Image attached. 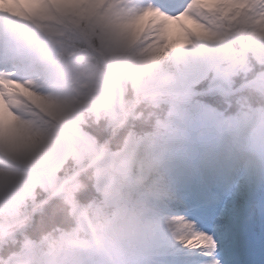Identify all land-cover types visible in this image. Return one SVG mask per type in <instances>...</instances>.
I'll use <instances>...</instances> for the list:
<instances>
[{"label": "snow or ice", "instance_id": "obj_1", "mask_svg": "<svg viewBox=\"0 0 264 264\" xmlns=\"http://www.w3.org/2000/svg\"><path fill=\"white\" fill-rule=\"evenodd\" d=\"M13 2L24 7L0 9V80L52 97L59 83L57 68L90 62L104 68L113 83L109 100L98 108L131 103V96L132 101L144 99L156 109L151 131L129 133L121 147L100 157L98 185L118 209L111 226L122 234V264H186L180 259L182 249L208 257L203 264H220L213 235L174 213L164 189L163 168L186 121L194 115L211 118L224 133L221 125L226 117L211 101L264 81V0H183L168 6L150 0ZM156 11L170 17L164 29L168 44L141 54L140 70L114 67L112 15L138 20ZM230 41L235 45L229 47ZM132 44L121 38L125 54ZM13 111L31 133L29 121L36 117L19 108ZM50 134H30L28 147L39 149ZM230 136L241 137L235 130ZM68 143L88 150L93 142L89 133L77 128ZM260 155L264 158V147ZM6 164L0 161V166ZM193 240L199 244L193 246ZM17 261L16 254L8 258V264Z\"/></svg>", "mask_w": 264, "mask_h": 264}, {"label": "rangeland", "instance_id": "obj_2", "mask_svg": "<svg viewBox=\"0 0 264 264\" xmlns=\"http://www.w3.org/2000/svg\"><path fill=\"white\" fill-rule=\"evenodd\" d=\"M160 1L154 0L161 6L171 5L170 3L160 4ZM174 1L177 5L183 2V0ZM72 2H78V0H72ZM202 2H208V0H202ZM211 2L219 3L220 0H211ZM235 43L236 41H230L228 46L231 47ZM110 96L111 92L102 99H95L92 96L74 100H64L53 96L42 97L15 81L0 80V142L7 143L10 140L13 150L17 151L18 134L29 136L37 132H49L51 134L48 135L45 143L35 150L37 158L41 161L43 173L45 175L54 173L67 159L74 163L72 166H79L84 158L89 157V151L76 143L69 144L70 134L57 123L51 122L48 117L44 118L42 123H37L36 121L39 120L32 110L34 104L48 113L47 115H50L53 120L65 124L74 131L82 128L81 119L84 113L89 118L95 119L100 114L118 115L120 113L118 105L105 104L103 107H97L101 101H108ZM48 102L52 103L51 108ZM241 105L248 110L230 118L224 114L226 119L221 125L224 133L211 118L194 115L191 121H186L178 132L175 146L167 153L163 168L164 189L170 198L169 203L176 205V208H172L174 213L194 221L199 231L213 235L217 241L216 259L220 261V264H225L226 259L227 264L245 263L244 257L236 258L240 250L235 246V243L243 238V230L238 225L244 218L247 217L252 222L253 226L250 228L258 233L264 232V224L261 222L264 218L260 216L258 209L253 215L252 206L254 203L257 208L258 199L264 192V166L262 170L259 168L261 164H264V158H261L260 151L259 159L249 154L255 142L251 137L252 130L258 120H263L260 130L264 135V114H257L252 107H246L243 103ZM17 108L36 117V121H29L32 126L31 133L14 113L13 109ZM256 115L258 120L255 119ZM233 121H238V124H234ZM17 125H19L18 128H16ZM233 130L237 131L241 137L234 139L230 136ZM92 142L95 143L93 139ZM259 146L264 147V140ZM100 157L101 155H97L94 161L99 162ZM222 159L228 167L229 174L225 170L212 173L217 165H222ZM180 167L187 171V177H184V180L176 174V171H180ZM200 169L208 171L209 175L211 171L208 184L198 177L197 173ZM96 177V185L100 190L98 170ZM36 186L59 191L64 190L65 182H49L34 175L32 171L9 164L0 166V211L12 212L23 196L31 194ZM102 193L104 194L103 191ZM203 201H207L206 204H203ZM202 204L207 206L210 212L204 219L190 212ZM96 210L101 225L93 244H88L85 238L80 239L77 244L66 242L61 245L58 254L53 256L54 263L122 264L124 259L121 247L122 234L111 226V221L117 215L118 209L105 197ZM9 221L10 218L6 217L2 222L5 233ZM13 222L18 223L19 217L15 216ZM16 257L17 264H34L36 261L33 252L28 256ZM60 257H62L61 261H59ZM180 259L186 264H203L209 258L202 256L197 250L182 249ZM5 264H8V260Z\"/></svg>", "mask_w": 264, "mask_h": 264}, {"label": "trees", "instance_id": "obj_3", "mask_svg": "<svg viewBox=\"0 0 264 264\" xmlns=\"http://www.w3.org/2000/svg\"><path fill=\"white\" fill-rule=\"evenodd\" d=\"M128 100L131 103L118 105L120 113L116 116L100 114L95 119L89 118L85 113L82 115V128L95 143L88 149L89 157L84 158L79 166H72L74 163L67 159L57 171L45 175L36 151L28 147L30 135L18 134L17 151L13 150L10 140L7 143L0 142L2 161L32 171L34 175L49 182H65L63 193L36 186L31 194L23 196L12 212L0 211V264H5L11 254L28 256L31 252L36 256L34 264H57L54 263L53 256L58 254L62 244H77L82 238L88 244H93L101 225L96 209L105 198L96 185V171L100 161H94L95 157L108 149L116 150L121 147L131 132L151 131L155 123L156 109L149 101H132L131 96ZM211 103L228 116L239 114L242 110L241 103L264 112V81H257L235 93L217 96ZM48 104L51 108L52 103ZM53 121L69 134L72 133L65 124ZM18 127L19 125L16 128ZM15 216L19 217L18 223L13 222ZM6 217L10 221L5 233L2 222ZM61 259L62 257L59 261Z\"/></svg>", "mask_w": 264, "mask_h": 264}, {"label": "clouds", "instance_id": "obj_4", "mask_svg": "<svg viewBox=\"0 0 264 264\" xmlns=\"http://www.w3.org/2000/svg\"><path fill=\"white\" fill-rule=\"evenodd\" d=\"M154 2V0H150ZM23 5L13 0H0L2 10H23ZM104 9H101L103 12ZM170 17L160 11L148 13L138 20H128L119 14H113L111 23L114 26L112 36V62L114 67L128 70H140L138 63L141 54L147 55L156 52L168 44L165 25ZM133 42L131 49L125 54L121 47V38ZM58 85L53 97L74 100L81 97L92 96L102 99L112 91L113 83L110 74L101 66L87 63L67 64L56 69ZM199 241L193 240V246Z\"/></svg>", "mask_w": 264, "mask_h": 264}, {"label": "bare ground", "instance_id": "obj_5", "mask_svg": "<svg viewBox=\"0 0 264 264\" xmlns=\"http://www.w3.org/2000/svg\"><path fill=\"white\" fill-rule=\"evenodd\" d=\"M263 125V120H260L256 123V125L254 126L253 130H252V139L255 141L254 142V145H253V149H252V153H253V156L256 158L257 155L260 151V142L264 140V135L261 133V126ZM258 147V149H257ZM256 159H259V157H257ZM262 166H264V164H261L259 166V168L262 170ZM176 174H178L180 176V179H184V173L182 171H176ZM171 176L176 179L173 174H171ZM252 206L254 208V214H256L257 212V208L256 206L254 205V203H252ZM197 209H195L194 211H196ZM197 212L201 213L203 212L205 215H207L209 213V210L207 208H204L203 210L200 208L199 210H197ZM262 224H264V220L261 221ZM250 226H253L252 222L249 221V219H243L242 221L239 222V227H243L245 230H247ZM250 232H246L245 236H246V239L244 240V243H243V249L245 252L248 253L247 255V258H251L252 256H255L257 257V254L254 253V247L252 246V243H251V240L248 241L247 240V236L249 235ZM256 236V235H254ZM262 240L264 242V232L262 233ZM260 252H263V254L261 255L260 257V260H261V263L264 264V245L262 244V241H260V249H259Z\"/></svg>", "mask_w": 264, "mask_h": 264}, {"label": "water", "instance_id": "obj_6", "mask_svg": "<svg viewBox=\"0 0 264 264\" xmlns=\"http://www.w3.org/2000/svg\"><path fill=\"white\" fill-rule=\"evenodd\" d=\"M258 208L262 216H264V193L259 198Z\"/></svg>", "mask_w": 264, "mask_h": 264}]
</instances>
